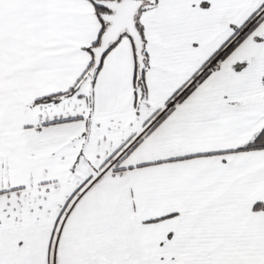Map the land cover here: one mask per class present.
<instances>
[{
    "label": "snow or ice",
    "instance_id": "obj_1",
    "mask_svg": "<svg viewBox=\"0 0 264 264\" xmlns=\"http://www.w3.org/2000/svg\"><path fill=\"white\" fill-rule=\"evenodd\" d=\"M0 264H264V0H0Z\"/></svg>",
    "mask_w": 264,
    "mask_h": 264
}]
</instances>
